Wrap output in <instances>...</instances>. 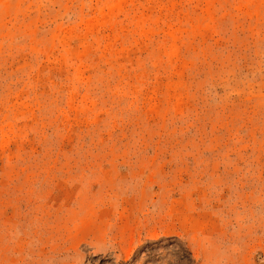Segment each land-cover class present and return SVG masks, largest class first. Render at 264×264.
<instances>
[{"label":"rangeland","instance_id":"obj_1","mask_svg":"<svg viewBox=\"0 0 264 264\" xmlns=\"http://www.w3.org/2000/svg\"><path fill=\"white\" fill-rule=\"evenodd\" d=\"M0 264H264V0H0Z\"/></svg>","mask_w":264,"mask_h":264}]
</instances>
